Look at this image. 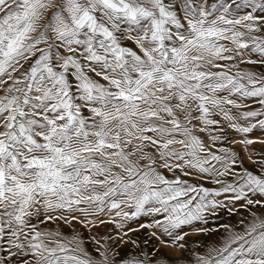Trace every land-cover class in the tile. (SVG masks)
<instances>
[{"label":"snow or ice","instance_id":"obj_1","mask_svg":"<svg viewBox=\"0 0 264 264\" xmlns=\"http://www.w3.org/2000/svg\"><path fill=\"white\" fill-rule=\"evenodd\" d=\"M142 230L264 264V0H0V264H162Z\"/></svg>","mask_w":264,"mask_h":264},{"label":"rangeland","instance_id":"obj_2","mask_svg":"<svg viewBox=\"0 0 264 264\" xmlns=\"http://www.w3.org/2000/svg\"><path fill=\"white\" fill-rule=\"evenodd\" d=\"M253 135H259V133H254ZM255 147L259 148V145H256ZM234 148L237 151H240L241 146L239 144L234 145ZM246 166L252 167L251 164L247 163ZM107 219V217H104ZM232 218L224 215L221 217L218 221H213L210 226L215 227L219 223H228L231 222ZM133 227L136 225L133 224ZM78 231H80L85 236L89 235L87 229H85L81 225H76ZM65 231H68L65 227ZM187 230V229H186ZM119 230L116 228L113 224H107L104 226L97 227L93 229V234H97L99 236H105V235H111L115 236ZM131 238L136 240L137 245H139L145 252H151L153 249H159V255L161 257L162 264H169V262H174L179 256H181V252L179 249L174 248L171 246V242L167 241L166 243L162 244L160 240H156L155 238H152L150 235V230H142L140 232H137L135 234H130ZM204 243V242H211V238L209 236H200V237H189V243L194 245L195 243ZM124 251H127L129 253H133L136 251L135 248L132 247L131 244L123 245L122 246ZM164 257H168L169 261H164Z\"/></svg>","mask_w":264,"mask_h":264}]
</instances>
